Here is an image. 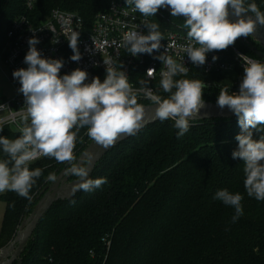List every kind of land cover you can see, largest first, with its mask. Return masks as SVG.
Segmentation results:
<instances>
[{
  "label": "trees",
  "instance_id": "1",
  "mask_svg": "<svg viewBox=\"0 0 264 264\" xmlns=\"http://www.w3.org/2000/svg\"><path fill=\"white\" fill-rule=\"evenodd\" d=\"M26 1L0 0V56L8 31L20 17L39 22L60 9L90 24L115 0H39L32 10ZM253 2L264 12V0H245ZM162 11L152 18L167 28L170 20ZM244 51L256 57L248 48ZM181 78L208 82L204 101L213 104L220 89L233 85L228 77L201 71L175 79ZM159 92L169 95L160 87ZM189 125L177 138L173 120L157 122L113 148L91 176L107 183L56 203L29 241L22 264H264V201L247 195L244 162L232 156L241 133L238 118ZM252 131L253 139L264 136V130ZM86 133V128L78 133L77 158L92 141ZM66 166L45 157L29 166L43 169L29 192L30 201L13 191L5 194L0 249L13 241L51 184L49 173L57 176ZM222 189L243 196V215L235 222V209L214 199Z\"/></svg>",
  "mask_w": 264,
  "mask_h": 264
},
{
  "label": "clouds",
  "instance_id": "2",
  "mask_svg": "<svg viewBox=\"0 0 264 264\" xmlns=\"http://www.w3.org/2000/svg\"><path fill=\"white\" fill-rule=\"evenodd\" d=\"M126 4L132 6V12L144 17L155 16L161 8H170L172 17H183V27L188 29V43L183 51L196 66L206 63L207 53L226 50L237 39L252 36L257 25L264 27V12L256 3L246 4L245 0H126ZM230 9L231 15L237 18L235 21L229 18ZM144 26L147 34L131 31L124 36V46L132 56L151 55L161 48L163 37L159 25L146 22ZM78 39V33L68 39L73 51L70 59L77 62L81 59ZM38 43L35 36L28 40L29 50L24 57L27 68L13 71V77L21 85L18 91L25 98L26 108L21 113L23 126L19 137L0 136V148L7 156L0 160V193L13 191L30 201L29 192L43 169L30 170L29 165L41 157L66 163L65 174L77 177L74 190L90 192L107 183L106 178L89 177L93 154L77 162L74 149L78 133L86 128L89 139L104 148L113 146L122 136L134 135L144 123L145 106L138 102L141 94L154 106L155 118L174 121L177 138L188 132L189 120L205 106L207 85L204 81L175 79L186 76L189 71L183 63L184 57L182 62H177L167 51L156 57L163 65L159 86L169 94L165 98L156 94L147 81H141L142 86L134 89L121 70L123 65L117 70L109 66L110 60H104L103 82L93 77L86 83L88 72L79 68L61 76L63 60L43 58L36 47ZM212 59L215 62L218 57ZM240 59L244 74L239 92L230 93L228 88H222L216 103L220 109L227 107L238 118L241 133L235 137L238 149L232 156L244 162L247 195L264 201V136L253 139L252 131L264 130V62L243 54ZM155 72L149 69L148 77L152 78ZM47 180L55 181V174L49 173ZM214 199L235 209L233 222L243 215L240 193L222 189Z\"/></svg>",
  "mask_w": 264,
  "mask_h": 264
},
{
  "label": "built area",
  "instance_id": "3",
  "mask_svg": "<svg viewBox=\"0 0 264 264\" xmlns=\"http://www.w3.org/2000/svg\"><path fill=\"white\" fill-rule=\"evenodd\" d=\"M38 1L27 0V8L34 9ZM131 8L132 6L126 4V0H115L103 12L97 14L90 24H87L77 13L60 9L51 11L39 22L26 16L18 18L8 31L6 46L0 56V69L4 67L9 72V80L15 90V95L11 99L0 104V128L3 129L0 131V136L16 139L21 134L20 127L23 126L21 113L26 108L24 106L25 98L18 91L21 85L13 77V71L27 68L24 57L29 50L28 40L33 36L39 39L36 47L43 58L63 60L61 76L70 74L79 68L88 72L86 83L91 82L93 77H99L103 82L106 74L104 60H110L109 66L117 70H120L121 64L123 65L121 70L127 74L134 89H139L142 86L141 81H147L148 86L160 95V69L163 65L156 57L167 51L166 54L172 56L177 62H182L184 57L183 63L189 69L187 75L193 71H201L206 75L228 77L233 80L229 92H239V84L244 74V65L240 54L249 56L243 49H247L246 46L254 45L255 42L252 38L241 37L226 50L209 52L206 54V63L196 66L183 51V46L188 43L187 34L172 32L159 25L158 30L163 37L159 51H154L151 55L145 53L132 56L124 46V36L131 31L147 34L145 23H155V21L152 16L144 17L139 12H132ZM74 33L79 34L78 49L81 59L78 62L70 59L73 51L69 47L68 39ZM243 38L244 43L241 41ZM168 45L171 46L168 47ZM213 56L218 57L215 62L212 59ZM251 58L259 60L256 57ZM149 69L156 70L152 78L147 75ZM138 102L143 105H151V102L143 98L142 94L138 98ZM44 158L41 157L33 161L29 166ZM0 160H3L1 148Z\"/></svg>",
  "mask_w": 264,
  "mask_h": 264
},
{
  "label": "water",
  "instance_id": "4",
  "mask_svg": "<svg viewBox=\"0 0 264 264\" xmlns=\"http://www.w3.org/2000/svg\"><path fill=\"white\" fill-rule=\"evenodd\" d=\"M161 10L170 14V8H161ZM183 18V17H181ZM229 18L235 21L237 18L231 15ZM257 46L252 45L246 46L250 52H252L256 58L261 62H264V27L257 25L255 33L250 36ZM244 43V38L241 39ZM205 102V106L200 110L197 116L191 118L189 122L193 121H207L213 119H232L235 118V114L231 112L227 107L220 109L217 104ZM145 106V117L143 126L135 133L138 134L143 129L151 124L161 122V120L155 118L154 106ZM134 134V135H135ZM133 135L122 136L117 142L108 148H104L101 145L91 141L90 144L85 148L82 154L77 158V162H83L84 158L89 153L93 154L94 160L91 164L89 177L94 173L97 164L118 144L130 138ZM68 165L56 176V180L52 181L51 184L46 188L44 194L39 198L38 203L34 207L32 213L26 217L20 226L18 227L17 233L13 241L6 247L0 249V264H22V255L31 239H33L34 233L40 225L44 217L52 210L56 203L64 202L74 198L82 190H74V185L77 179L71 181L73 175H66L65 170Z\"/></svg>",
  "mask_w": 264,
  "mask_h": 264
},
{
  "label": "rangeland",
  "instance_id": "5",
  "mask_svg": "<svg viewBox=\"0 0 264 264\" xmlns=\"http://www.w3.org/2000/svg\"><path fill=\"white\" fill-rule=\"evenodd\" d=\"M162 14L166 17L169 18V26L166 28L169 31L176 32V33H182V34H187L188 29L183 27L182 22L178 19V17H172L171 14L162 11ZM242 48V47H241ZM243 49V48H242ZM244 50V49H243ZM9 72L4 68L1 67L0 69V104L6 100L11 99L15 95V90L14 87L12 86L10 80H9ZM208 84V82H205ZM8 191H5L4 193H0V231L2 228V222H3V217L5 213V208L6 204L3 200V197Z\"/></svg>",
  "mask_w": 264,
  "mask_h": 264
}]
</instances>
